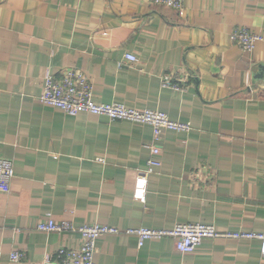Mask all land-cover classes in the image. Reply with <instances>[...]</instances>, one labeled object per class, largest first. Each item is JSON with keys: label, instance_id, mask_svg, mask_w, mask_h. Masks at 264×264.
Returning <instances> with one entry per match:
<instances>
[{"label": "crops", "instance_id": "1", "mask_svg": "<svg viewBox=\"0 0 264 264\" xmlns=\"http://www.w3.org/2000/svg\"><path fill=\"white\" fill-rule=\"evenodd\" d=\"M237 26L260 35L252 50L231 40ZM67 67L91 77L96 102L159 109L190 129L154 139L148 123L41 102L45 75ZM168 72L185 88L163 86ZM153 144L161 164L139 200ZM0 157L14 167L0 191V264H56V250L79 246L76 230H38L48 217L225 233L191 252L170 236L139 245L107 233L95 264H264L259 238L231 235L264 231V0H0ZM16 250L24 256L12 260Z\"/></svg>", "mask_w": 264, "mask_h": 264}, {"label": "built area", "instance_id": "2", "mask_svg": "<svg viewBox=\"0 0 264 264\" xmlns=\"http://www.w3.org/2000/svg\"><path fill=\"white\" fill-rule=\"evenodd\" d=\"M151 3L162 4L173 8H181L184 0H147ZM230 38L243 50L250 51L260 35L244 26H237L231 30ZM125 58L136 60L133 53H126ZM186 76L180 77L175 73H164L161 78L163 86H171L174 89L182 90ZM92 79L85 72L67 67L59 70L58 73H47L39 100L60 108L63 112L75 115L78 112H89L98 115H106L112 119H128L132 121L148 123L152 126L153 137L157 139L164 129L189 130V122L172 120L166 112L153 109H138L126 106L121 102H96L93 98ZM160 147L151 145L150 155L147 159V167L144 174L136 177L134 181L133 197L144 200L146 192L147 175L154 171L155 167L161 164L159 158ZM14 175L13 162L9 158L0 157V191H9L10 180ZM36 228L42 231H55L58 233L66 230H76L80 233L81 242L77 247H60L54 254L53 261L56 264H95L94 253L96 250L97 237L107 233L135 234L138 244L145 239H157L166 236L175 238V248L180 252H191L205 237H215L222 233L215 224L202 222H178L172 228H119L118 226L104 223H81L73 224L68 220H55L51 217L39 220ZM235 237H257L261 241L260 253L264 256V231L254 232H233ZM24 256L21 251H12L10 258L19 260Z\"/></svg>", "mask_w": 264, "mask_h": 264}]
</instances>
